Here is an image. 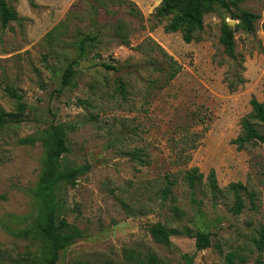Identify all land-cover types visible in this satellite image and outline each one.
Here are the masks:
<instances>
[{
	"label": "rangeland",
	"instance_id": "obj_1",
	"mask_svg": "<svg viewBox=\"0 0 264 264\" xmlns=\"http://www.w3.org/2000/svg\"><path fill=\"white\" fill-rule=\"evenodd\" d=\"M7 2L20 21L6 29L0 21V113H17L8 87L27 109L20 124L0 128V216L32 215L42 133L64 123L74 127L68 158L91 170L62 189L64 217L85 237L58 264H185V254L195 264H229L230 253L235 264H264L253 243L264 227V145L238 150L232 143L252 99L264 103V0L233 7L260 17L252 33L223 11L206 15L201 41L191 43L166 33L173 16H156L162 0ZM224 22L236 29L233 58L220 42ZM71 65L72 84L63 87ZM193 168L203 178L191 189L184 174ZM167 177L175 185L163 200ZM231 183L246 186L240 215L231 211ZM158 222L177 231L172 246L150 234ZM187 231L210 234V246L197 251ZM37 250L0 227V264H33Z\"/></svg>",
	"mask_w": 264,
	"mask_h": 264
},
{
	"label": "trees",
	"instance_id": "obj_2",
	"mask_svg": "<svg viewBox=\"0 0 264 264\" xmlns=\"http://www.w3.org/2000/svg\"><path fill=\"white\" fill-rule=\"evenodd\" d=\"M27 1L32 7H37L35 0ZM246 1L249 0H162L156 16L160 19L173 16L165 27L166 33L181 32L186 43L200 42L205 16L223 11L229 12L232 19L239 21L237 29L242 28L252 33L260 17L249 11L240 13L233 11V7L237 8ZM0 21L4 29L12 22L20 21L18 13L9 6L7 0H0ZM235 30L224 22L220 37L226 54L232 58L235 57L236 49ZM83 47L84 44L80 49L81 55L84 52ZM106 68L116 69L112 66ZM178 70L179 68L170 72V80L176 77ZM74 73L75 69L72 65L67 68L63 76V87L72 84ZM6 92L17 102V113L11 115L0 113V128L9 124H20L22 119L19 116H22L27 109L22 95L16 89L8 87ZM119 92L125 95L124 86H119ZM251 105V113L242 120L241 134L232 141L238 150L264 145V131L261 130V126H264V103L254 98ZM73 129L74 127L64 123L52 124L42 133L45 152L41 161V171L36 187L29 190L34 199L32 215L0 216V227L3 231L18 240L31 241L37 247L35 256L28 258L33 264H58L60 253L85 237L76 225L67 222L64 217L67 200L62 189L75 188L79 180L91 170L89 164L78 165L68 158L71 153L68 136ZM138 155L137 153V157H140ZM184 178L189 188L194 189L203 176L198 168H193L185 172ZM174 185L175 183L167 177L165 187L159 190L163 200L168 199ZM209 187L214 196L220 191L214 172L209 175ZM227 189L233 192L235 198L231 211L235 215H240L245 207L242 193L245 192L246 186L243 183H231ZM149 232L157 242L167 247L173 245L171 237L177 233L176 230H171L160 222L151 224ZM187 233L196 239L197 251H203L210 246V234L198 232L193 235L189 231ZM253 243L259 251L264 252V227L260 229L258 238H255ZM183 258L185 264H195L194 255L185 254ZM155 261L156 258L152 257L151 262ZM227 261L229 264H235V255L228 254ZM243 261L242 259L241 262Z\"/></svg>",
	"mask_w": 264,
	"mask_h": 264
},
{
	"label": "water",
	"instance_id": "obj_3",
	"mask_svg": "<svg viewBox=\"0 0 264 264\" xmlns=\"http://www.w3.org/2000/svg\"><path fill=\"white\" fill-rule=\"evenodd\" d=\"M229 26L232 27V26H233V22H230V23H229Z\"/></svg>",
	"mask_w": 264,
	"mask_h": 264
}]
</instances>
